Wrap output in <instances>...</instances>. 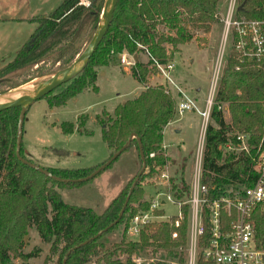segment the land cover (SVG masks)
<instances>
[{"label": "trees", "instance_id": "1", "mask_svg": "<svg viewBox=\"0 0 264 264\" xmlns=\"http://www.w3.org/2000/svg\"><path fill=\"white\" fill-rule=\"evenodd\" d=\"M223 1L118 0L111 24L86 67L63 84L62 89L42 98L52 109L65 105L84 90L97 93L98 68L106 67L112 58L119 63L121 53L136 56L129 74L143 89L135 98L117 105L112 115L104 114L97 121L108 157L133 134L140 140L146 169L138 179L123 215L105 232L103 230L118 218L127 191L141 168L136 139H132L124 152L135 151L140 164L138 172L97 214L89 208L66 204L54 186H82L99 177L114 162L88 182L57 183L24 165L16 157V127L20 109L10 108L0 112V264H33L30 260L39 257L40 249L34 248L29 253L22 251L31 228L43 244L49 245L50 255L57 256V264H137L132 257L147 250H163L179 264L184 263L189 214L187 205L181 207L183 217L177 228L173 225L175 218L167 222L155 221L143 226L137 241H126L132 217L149 210L150 198L144 197L143 183L166 167L162 131L176 115L175 98L166 92V87L163 84L149 86L147 81L156 72L153 60L167 63L180 46L191 40L188 33L191 25L208 32L211 24L219 23V6ZM88 2V6H83L77 0H61L48 14L25 20L35 25L34 30L11 60L0 67V95L25 84L26 81L18 80L35 67L46 63L67 66L75 59L80 44L91 39L101 19L104 0ZM238 3V17L264 19V0H238ZM159 27L167 33L159 32ZM144 50L150 55L146 62L137 59ZM222 105H226L228 122L224 119ZM82 126L75 128L72 123L64 122L59 128L63 135L71 134L75 129L81 134H88L80 130ZM238 135L247 137V152L235 150L239 145L236 140ZM260 143L264 145V63L259 67L251 61L240 63L232 52L220 74L203 139L200 183L212 198L254 184L256 174L252 169V158L256 156ZM227 145L234 149H226ZM22 150L21 144L20 156L24 158ZM150 154H153L152 158ZM100 164L83 169H44L60 179L76 180L87 177ZM169 192L177 202L188 196L189 185L183 179V170L178 182H171ZM163 213L153 211L156 216ZM232 217L224 210L221 212L222 230L228 228ZM253 222L256 246L264 250V211H256ZM119 226L122 227L121 239L108 246L106 237ZM204 226V235L197 244L195 264H211L204 261L201 253L209 240L208 225L204 223ZM89 239L92 240L75 248Z\"/></svg>", "mask_w": 264, "mask_h": 264}, {"label": "rangeland", "instance_id": "2", "mask_svg": "<svg viewBox=\"0 0 264 264\" xmlns=\"http://www.w3.org/2000/svg\"><path fill=\"white\" fill-rule=\"evenodd\" d=\"M56 2L58 1L48 0L41 4L39 12L48 14L57 7L59 3L55 4ZM34 6V2H31L30 7ZM224 8L225 0L219 6V23L211 24L208 32L191 25L188 31L191 35V40L187 44L180 46L179 51L174 53L170 59L173 62L170 78L180 88L182 87L181 82L185 81L186 85L184 86L187 93L184 92L185 96L198 95L199 104L202 101L200 106H197L194 102L196 105L194 107L195 111H186L181 116L175 115L173 120H175V124H179L180 133L176 134L171 130L174 124L164 131L163 143L167 147L164 153L167 154V161L169 162L166 163L164 170L167 171L169 180L167 184L162 183L158 175L152 179H146L143 187L146 193L144 197L147 199L154 197L156 190L162 191L166 187L169 190L171 182H178L181 170H183L185 183L190 185L193 180V161L197 153L202 128V120L197 112L205 109V99H207L206 96L208 97L209 94L215 63L221 49L223 35L222 18L225 16ZM32 29L33 26L26 23L17 25L0 21V67L11 60L16 52L15 50L26 42ZM158 31L167 33L163 27H159ZM88 42L82 41L79 54L75 59L82 53ZM231 53L232 48L228 43L224 49L222 67H224L226 59ZM139 58L142 59V62L147 61V56L143 52L139 54ZM75 59L67 66L46 63L31 69L18 80V82L26 81L25 84L4 95H0V99L11 96L24 87L38 85L47 81L51 76L67 69ZM123 69H127L129 72V68L123 67L115 58H112L106 67L97 69L98 73L95 83L98 88L97 93L91 90H84L67 101L65 105L52 109L48 107L45 99H39L34 102L27 110L22 126V153L24 158L39 167L53 169H83L100 164L107 157L108 150L101 139V126L97 118H102L104 114L112 115L117 105L133 99L137 94V90L142 88L130 74L124 73ZM155 74L152 73L149 76L147 81L149 86L163 84L162 80L156 77ZM60 89L62 88L59 87L54 93ZM196 89L199 92L196 93ZM171 95L177 103L179 99L175 93L171 92ZM221 107L224 119L228 122L229 114L227 113L226 105ZM178 119L180 121L176 123ZM64 122L72 123L75 128L83 125L80 130H84L88 134H81L75 129L73 133L63 135L59 125ZM139 168L140 164L137 161L136 153L133 149H130L121 154L111 167L91 182L73 188H58L54 186V190L59 193L66 204L89 208L99 214L121 189L128 184L129 180L135 176ZM163 211L167 217H172L177 215L178 208L176 205L167 202L163 206ZM121 230L122 227L119 226L106 237L108 246L119 242ZM138 238L137 233L127 232L126 241L135 242ZM34 248L40 249L39 257L31 259L30 263L57 264V256L50 255L49 245L43 244L35 230L31 228L25 238L22 251L29 253ZM132 258L143 264L148 262L179 264L177 259L171 258L163 250H147Z\"/></svg>", "mask_w": 264, "mask_h": 264}, {"label": "built area", "instance_id": "3", "mask_svg": "<svg viewBox=\"0 0 264 264\" xmlns=\"http://www.w3.org/2000/svg\"><path fill=\"white\" fill-rule=\"evenodd\" d=\"M78 4L88 6V0H77ZM238 0H225V16L222 18L223 35L221 49L217 57L214 73L209 89L208 97L205 101V109L198 111L197 114L202 120V128L197 153L194 158L193 180L189 185L188 196L182 201H175L169 190H156L154 197L149 199V210L140 212L132 217L129 222L128 232L137 233L144 225L152 222H167L171 218L174 227H178L182 220L181 207H189L188 214V233L187 246L185 248V261L183 264H195L199 239L204 235L205 226L208 225L209 240L207 246L201 250L205 262L211 264H264V250L256 246L254 237L253 215L256 211H264V145L260 143L257 153L252 158V169L256 174L254 184L248 188L230 190L229 194L219 195L212 198L205 186L200 183V168L203 152V139L205 129L210 118V107L212 105L216 86L223 69L222 57L224 49L229 43L232 52L240 63L246 61L253 62L259 67L264 63V19L251 20L238 17ZM138 48L143 49L138 45ZM143 53L150 57L147 50ZM135 56L121 53L119 63L125 68H131L135 61ZM156 69V77L160 78L166 87V92H174L179 99L175 105V113L181 116L186 111H195L196 105L190 99L183 97L182 89L170 78L173 62L165 64L157 63L153 60ZM238 70V67L235 68ZM236 140L239 142L237 151L247 152V137L238 135ZM164 149V146H162ZM226 149H234L227 145ZM150 158L153 154L149 155ZM162 183L167 184L169 175L166 170L158 174ZM176 205L178 213L176 216L167 217L163 211V206L167 203ZM225 211L233 216V220L226 230L221 229V212ZM153 211H163L162 216H156ZM175 237V234H173ZM137 264L141 262L135 261ZM176 264V263H173Z\"/></svg>", "mask_w": 264, "mask_h": 264}, {"label": "water", "instance_id": "4", "mask_svg": "<svg viewBox=\"0 0 264 264\" xmlns=\"http://www.w3.org/2000/svg\"><path fill=\"white\" fill-rule=\"evenodd\" d=\"M117 2L118 0H104L101 19H100V22H99V25L96 31L94 32L93 36L91 37L90 41L88 42V44L86 45L82 53L75 59V61L67 69L59 72L56 75L51 76V78L47 80V83L43 87L35 88L34 91L29 94L11 95V96L3 97L0 99V112L6 109H10V108L20 109L19 114H18V119H17L16 141H15V155L17 159L24 165H27L28 167L38 171L39 173L43 174L44 176L48 177L49 179L57 183H65V184L66 183H85V182H88L94 179L97 175H99L102 171H104L106 167H108L113 162H115L116 159L125 150L128 149L132 139H136L137 147L139 151V158L141 161V168L139 172L137 173V177L134 179L130 188L127 191V194L125 196V199L121 207V210L119 212L118 218L113 223H111L106 229H104L103 232L113 227L118 222L119 218H121L128 204L132 191L138 182V179L145 172L146 165L144 162V155L142 152L140 140L135 135L133 134L130 135L128 140L116 152H114L102 164H100L92 173H90L87 177H84L82 179H76V180L60 179L58 177H55L54 175L49 173L46 169L39 167L37 165H34L32 162L22 158L20 156V149H21V144H22V126H23L24 116L27 110L34 102H36L39 99H42L47 94L55 91L56 89L61 87L63 84L67 83L73 77H75L76 75L82 72V70L88 64L90 57L92 56V54L98 47L99 43L103 39L104 35L106 34L111 24L113 12L115 10ZM238 11H240V7L238 8ZM134 61H136V56L134 57ZM94 238H96V236L93 237L92 239ZM92 239L85 241L84 243L78 245L75 248H79L87 244Z\"/></svg>", "mask_w": 264, "mask_h": 264}, {"label": "crops", "instance_id": "5", "mask_svg": "<svg viewBox=\"0 0 264 264\" xmlns=\"http://www.w3.org/2000/svg\"><path fill=\"white\" fill-rule=\"evenodd\" d=\"M47 1L48 0H0V21L1 22L6 21L7 23H14V24H17V25H22V24L26 23V24H29V25H32L33 26V29H32V31H33L35 25L34 24L27 23V22H25V20L26 19H30V18H32L34 16H37V15H46L45 13L44 14H41V12H39V11L41 9V4H43V3L47 2ZM56 1H58V2H56L55 4L60 3L61 0H56ZM31 2H34V4H35L34 7H30V3ZM20 47H18V49ZM18 49H16L15 51H17ZM137 59H139L140 61H142V59L139 58V57ZM123 70H124V73H126V74L129 75V72L127 71V69H123ZM181 84H182L181 89H182L183 97L190 99L191 101L195 102L197 106H200L202 100L200 101V104H199V102H198V100H199L198 99V95H194L193 94L190 97H189V95H186L185 96L184 92L186 93V91H185L186 90L185 89L186 87L184 85H186V83L184 81V82H181ZM142 89L143 88H141L140 90H137L136 96L139 94V92ZM195 92L197 93V92H199V90L196 89ZM206 98H207V96H206ZM205 101H206V99H205ZM199 111H201V110H199ZM179 121H180V119H178L176 121V123L179 122ZM172 124H174V127L171 128V130H173L176 134H178V133L181 132V128L179 127V124H175V120H173L170 123H168L167 126L163 129V131H162V138H163L164 131L167 128H170ZM162 146H164V151L166 152V148L167 147H166V145L163 142H162ZM165 155H167V154H165ZM107 158H108V155H107V157L105 159L102 160V162L105 161ZM167 163H169V162L167 161Z\"/></svg>", "mask_w": 264, "mask_h": 264}, {"label": "bare ground", "instance_id": "6", "mask_svg": "<svg viewBox=\"0 0 264 264\" xmlns=\"http://www.w3.org/2000/svg\"><path fill=\"white\" fill-rule=\"evenodd\" d=\"M46 83H47V81H45V82H43L41 84H38V85H31V86H28V87H24V88L20 89L19 91H16L13 95H26V94H29V93L33 92L35 88H41Z\"/></svg>", "mask_w": 264, "mask_h": 264}]
</instances>
